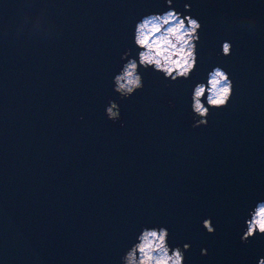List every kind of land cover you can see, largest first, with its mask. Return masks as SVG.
Listing matches in <instances>:
<instances>
[{
  "label": "water",
  "instance_id": "1",
  "mask_svg": "<svg viewBox=\"0 0 264 264\" xmlns=\"http://www.w3.org/2000/svg\"><path fill=\"white\" fill-rule=\"evenodd\" d=\"M185 4L202 25L192 79L141 69L143 91L121 101V55L165 0H0V264H122L144 226L190 244L186 264L264 256V235L240 242L264 200V0ZM217 65L234 95L193 128L192 88Z\"/></svg>",
  "mask_w": 264,
  "mask_h": 264
},
{
  "label": "clouds",
  "instance_id": "2",
  "mask_svg": "<svg viewBox=\"0 0 264 264\" xmlns=\"http://www.w3.org/2000/svg\"><path fill=\"white\" fill-rule=\"evenodd\" d=\"M167 11L151 12L136 23L133 43L137 49L127 48L121 55L122 66L112 78V91L119 100L132 98L144 89L141 69L162 76L171 86L180 80H191L199 62L198 44L202 28L199 19L193 17L191 5L185 4L184 11L175 10L173 0H165ZM185 13H189L185 15ZM230 42L221 44L220 55L230 56ZM235 86L230 74L219 65L207 73V79L197 82L191 91V127L208 125L213 110L226 108L234 95ZM171 104V102H170ZM175 107L174 104H171ZM121 108L117 100L109 99L105 106V117L115 123L121 120ZM245 229L240 242L247 245L257 234L264 235V200L257 201L248 210ZM203 229L214 235L216 227L211 217L202 221ZM170 232L164 226H144L122 256V264H186V253L191 245L173 247L169 243ZM201 256L208 255V249L200 250ZM264 264V256L258 259Z\"/></svg>",
  "mask_w": 264,
  "mask_h": 264
}]
</instances>
